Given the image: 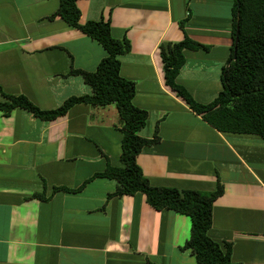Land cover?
<instances>
[{
  "label": "crops",
  "instance_id": "crops-1",
  "mask_svg": "<svg viewBox=\"0 0 264 264\" xmlns=\"http://www.w3.org/2000/svg\"><path fill=\"white\" fill-rule=\"evenodd\" d=\"M80 24L110 20L130 52L120 76L135 83L147 113L138 132L157 143L136 157L154 187L212 193L208 236L232 246V264H264V139L221 133L165 83L159 46L185 34L208 50L184 51L176 82L199 104L222 90L232 45L234 0H78ZM59 0H0V101L25 96L41 110L92 93L74 70L95 71L106 56L96 41L50 17ZM184 23L181 29L179 23ZM122 122L116 107L74 105L52 121L23 109L0 111V264H198L181 250L191 221L156 211L143 194L113 196ZM53 188L78 190L52 192ZM43 194L46 200L32 198Z\"/></svg>",
  "mask_w": 264,
  "mask_h": 264
},
{
  "label": "trees",
  "instance_id": "trees-1",
  "mask_svg": "<svg viewBox=\"0 0 264 264\" xmlns=\"http://www.w3.org/2000/svg\"><path fill=\"white\" fill-rule=\"evenodd\" d=\"M78 0H59L58 9L48 17H59L67 27L84 33L96 41L106 52L95 71L72 69L69 75L80 76L92 93L71 97L52 110H41L25 96L3 95L0 111L9 116L15 109H23L34 117L52 121L62 117L76 104L96 107L114 105L122 122L120 132V167H107L96 177L117 182L116 191L109 197L143 194L146 202L156 211H174L190 218V238L181 250H187L198 264H232L230 243L220 244L208 236L212 226L214 201L223 193L217 184L212 193L192 190L154 187L136 163L142 149L157 143L158 139H145L138 132L146 125L147 113L133 104L135 83L120 76L119 57L130 52V42L123 36L115 39L111 34L110 20L100 19L80 24ZM232 45L228 60L221 72L222 90L209 104L197 103L192 95L176 82L185 63L184 51L208 50V47L190 39L186 34L180 42H167L159 46L165 83L182 98L194 113L201 115L211 127L221 133L256 135L264 139V0H234L232 8ZM185 22H180L181 29ZM238 28V29H237ZM237 35V41H236ZM78 190L53 188V193ZM32 198L46 200L43 194Z\"/></svg>",
  "mask_w": 264,
  "mask_h": 264
},
{
  "label": "water",
  "instance_id": "water-1",
  "mask_svg": "<svg viewBox=\"0 0 264 264\" xmlns=\"http://www.w3.org/2000/svg\"><path fill=\"white\" fill-rule=\"evenodd\" d=\"M238 29V28H237ZM236 41H237V35H236Z\"/></svg>",
  "mask_w": 264,
  "mask_h": 264
}]
</instances>
